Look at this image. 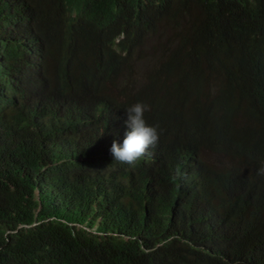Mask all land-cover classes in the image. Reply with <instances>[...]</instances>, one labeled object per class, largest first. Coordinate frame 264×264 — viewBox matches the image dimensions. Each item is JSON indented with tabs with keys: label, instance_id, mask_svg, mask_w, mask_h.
<instances>
[{
	"label": "trees",
	"instance_id": "16d2710c",
	"mask_svg": "<svg viewBox=\"0 0 264 264\" xmlns=\"http://www.w3.org/2000/svg\"><path fill=\"white\" fill-rule=\"evenodd\" d=\"M165 28L143 87L118 95L169 110L246 176L217 177L244 196L231 210L209 199L216 184L195 207L144 201L77 129ZM7 103L0 264H264V206L244 200L264 177V0H0V117Z\"/></svg>",
	"mask_w": 264,
	"mask_h": 264
},
{
	"label": "clouds",
	"instance_id": "9594fccd",
	"mask_svg": "<svg viewBox=\"0 0 264 264\" xmlns=\"http://www.w3.org/2000/svg\"><path fill=\"white\" fill-rule=\"evenodd\" d=\"M122 78L116 84L115 97L104 99L95 108L75 101L78 114L85 113L88 107V114L79 121L77 129L94 130L101 137L100 155L113 157L118 171H122L123 182L132 193L143 196L144 201L157 191L154 200L165 204L168 210H177L182 204L186 208L195 207L207 189L216 184L218 190H214L209 199L218 208L231 210L230 204L244 196H239V186L237 193L227 190L221 194L217 177L230 173L239 185L246 176L237 171L229 159H220L198 148L187 130L172 121L169 110L151 114L146 112L150 106L142 102L126 109L121 103L122 96L118 95L120 88H128L133 94L141 88L135 91L129 87L126 74ZM15 107L7 103L5 116L0 117V121L8 120ZM258 174L264 175V166L258 169ZM257 199H261L264 206V177L244 200Z\"/></svg>",
	"mask_w": 264,
	"mask_h": 264
},
{
	"label": "rangeland",
	"instance_id": "374dc122",
	"mask_svg": "<svg viewBox=\"0 0 264 264\" xmlns=\"http://www.w3.org/2000/svg\"><path fill=\"white\" fill-rule=\"evenodd\" d=\"M172 32L170 28H165L163 33L151 38L148 49L136 55V57L139 55L136 59L137 65L129 74L128 71H125L126 76L129 78L128 83L130 88L136 91L143 87L147 73L159 61L160 56L163 57L165 54L164 50L159 47V44L167 45V38L172 35ZM121 81L122 83L125 82L123 78Z\"/></svg>",
	"mask_w": 264,
	"mask_h": 264
}]
</instances>
